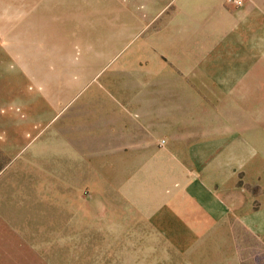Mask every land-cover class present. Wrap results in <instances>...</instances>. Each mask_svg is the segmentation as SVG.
<instances>
[{"label":"rangeland","instance_id":"rangeland-1","mask_svg":"<svg viewBox=\"0 0 264 264\" xmlns=\"http://www.w3.org/2000/svg\"><path fill=\"white\" fill-rule=\"evenodd\" d=\"M28 1L74 12L52 27H0V214L24 237L0 239V264H189L198 255L193 241L166 239L154 225L137 222L139 209L157 202V177L139 176L133 160L89 159V126L96 121L89 110L103 105L104 89L122 91L126 103L133 102L129 91L149 86L117 65L155 27H134V0ZM238 34L248 63L236 64L237 71L253 72L254 80L253 96L240 97L247 104L237 123L264 152V27ZM38 90L45 127L23 129L20 116L33 105L23 106L16 95L33 99ZM9 116L17 127L4 123ZM26 129L33 144L21 151L6 145ZM234 234L240 263L264 264L258 237L240 226Z\"/></svg>","mask_w":264,"mask_h":264},{"label":"crops","instance_id":"crops-1","mask_svg":"<svg viewBox=\"0 0 264 264\" xmlns=\"http://www.w3.org/2000/svg\"><path fill=\"white\" fill-rule=\"evenodd\" d=\"M3 2L0 27H52L71 21L67 15L74 12L28 0ZM134 7V27L155 31L136 38L117 67L149 79V86L129 91L133 102L126 103L122 91L102 90L108 98L89 110V121L96 120L89 126V159L133 160L139 176L157 177V202L140 208L137 222L154 225L166 239L193 241L198 255L189 264H241L236 227L264 246V152L255 151L237 123L247 104L240 97L253 96L254 74L237 71L236 64L248 63L242 50L248 45L236 36L245 27H264V0L240 6L228 0H134ZM22 95L16 97L23 106L33 105L31 114L25 108L20 116L23 129L44 128V95ZM17 121L9 116L4 123L17 127ZM16 132L6 143L13 151L34 143L28 129ZM23 238L0 214V239Z\"/></svg>","mask_w":264,"mask_h":264},{"label":"built area","instance_id":"built-area-1","mask_svg":"<svg viewBox=\"0 0 264 264\" xmlns=\"http://www.w3.org/2000/svg\"><path fill=\"white\" fill-rule=\"evenodd\" d=\"M228 1L237 6H240L245 2V0H228Z\"/></svg>","mask_w":264,"mask_h":264}]
</instances>
